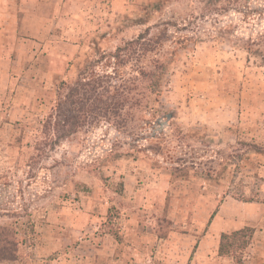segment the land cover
<instances>
[{"label": "rangeland", "instance_id": "obj_1", "mask_svg": "<svg viewBox=\"0 0 264 264\" xmlns=\"http://www.w3.org/2000/svg\"><path fill=\"white\" fill-rule=\"evenodd\" d=\"M32 1L0 33V225L18 241L0 264H264V0H99L96 23L74 2L97 0H35L39 32ZM147 31L150 50L125 45ZM98 76L124 108L56 139L59 85Z\"/></svg>", "mask_w": 264, "mask_h": 264}, {"label": "trees", "instance_id": "obj_2", "mask_svg": "<svg viewBox=\"0 0 264 264\" xmlns=\"http://www.w3.org/2000/svg\"><path fill=\"white\" fill-rule=\"evenodd\" d=\"M149 31L139 34L135 39L125 43L126 46H140V49H132L134 53L138 51H147L152 48V40L148 38ZM190 40L192 37H187ZM142 47V48H141ZM151 47V48H150ZM124 47H117L116 52L112 55L119 58ZM261 60L264 63V54ZM141 76L148 74L140 69ZM102 78L98 76L96 79H86L83 77L73 85H65L61 82L58 90L63 89L60 94L54 113L49 115L45 127L52 128L56 139L67 138L76 133L78 129L86 124H92L101 120L109 121L112 117L118 116L121 109L124 108L128 99L125 96L117 98L116 93H109V89L101 91ZM248 228L236 230L230 235L222 234L219 251L221 254L228 251V246L232 244V240L238 237L240 246L246 245V231ZM18 255L17 233L6 225H0V262L14 260Z\"/></svg>", "mask_w": 264, "mask_h": 264}, {"label": "crops", "instance_id": "obj_3", "mask_svg": "<svg viewBox=\"0 0 264 264\" xmlns=\"http://www.w3.org/2000/svg\"><path fill=\"white\" fill-rule=\"evenodd\" d=\"M1 4H0V33H3L6 29L3 27V24H6L7 22L9 23H14L13 24V31H10V38H15L16 37V34H15V30L17 29V20L15 21V18H12V16L10 15L11 11H10V8H11V0H0ZM22 2V1H21ZM136 0H108V3H110V5H108V13L110 12V16L111 15H115V14H118V15H121V14H124V13H127L128 11H130V9L132 8V6L135 4ZM76 5L79 3V7H76L78 8V11H81V13H85L86 9L88 8L89 11H92V10H96L97 13L96 15L94 16H91V17H88V16H83L84 14H81V16L85 17V20L86 18H91L92 21H89V23H96L98 21H103L104 19V15H99V12L101 11L100 8H104V5L105 3L102 1H94V2H74ZM32 4V8L34 9L32 11V23L29 24V27L31 30H38V32L40 31V23L39 22H35V18L38 19V21L40 20V14L37 12V10L35 11V8L37 9L39 7V3H35V0H33L31 2ZM65 5V6H64ZM63 5V9L62 11L60 10L61 9V6H59V4L56 5V8H57V23L62 21V17L64 18H67V13H65V8L67 6V3L65 4L64 3ZM74 6V5H73ZM95 6L96 8H93L91 9V7ZM78 14V13H77ZM2 26V27H1ZM8 30H11L10 28H8ZM11 32H14V33H11ZM96 33L93 31L92 32V35H95ZM66 40V39H65ZM102 41H104V43H108L107 39L106 38H102ZM64 44H68L70 45V49H69V53H72L73 49H72V43H70V41H62ZM104 43H102V45H104ZM97 45H99V47H101V42L100 43H97ZM57 51V50H56ZM55 51V52H56ZM54 52V53H55ZM65 53H68V52H65ZM66 55V54H65ZM71 55V54H70ZM65 56H63L62 58H64ZM67 57H65L66 59ZM131 176V174H129ZM127 187V190H130V187L128 185H125Z\"/></svg>", "mask_w": 264, "mask_h": 264}]
</instances>
